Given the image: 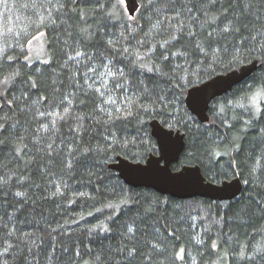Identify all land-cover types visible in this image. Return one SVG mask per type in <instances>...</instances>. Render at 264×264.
<instances>
[{"label": "trees", "instance_id": "1", "mask_svg": "<svg viewBox=\"0 0 264 264\" xmlns=\"http://www.w3.org/2000/svg\"><path fill=\"white\" fill-rule=\"evenodd\" d=\"M138 1L130 16L122 0H0V264H264V70L216 97L207 122L184 103L264 61V0ZM39 33L44 61L28 53ZM152 119L185 134L174 170L239 177L241 193L126 185L108 164L157 153Z\"/></svg>", "mask_w": 264, "mask_h": 264}, {"label": "water", "instance_id": "2", "mask_svg": "<svg viewBox=\"0 0 264 264\" xmlns=\"http://www.w3.org/2000/svg\"><path fill=\"white\" fill-rule=\"evenodd\" d=\"M123 3L130 16L139 8L138 0H123ZM260 67L264 70V61L259 63L253 60L191 86L184 98L186 108L199 122H207L210 103L216 97L231 91ZM149 126L150 134L156 142V154L150 153L143 162L117 156L108 164L126 185L151 188L177 199L202 197L223 201L232 200L241 193L243 183L239 177L215 183L206 180L199 165H182L178 169H172L184 150L185 134L180 130L164 127L157 119H152Z\"/></svg>", "mask_w": 264, "mask_h": 264}, {"label": "rangeland", "instance_id": "3", "mask_svg": "<svg viewBox=\"0 0 264 264\" xmlns=\"http://www.w3.org/2000/svg\"><path fill=\"white\" fill-rule=\"evenodd\" d=\"M123 2V0H122ZM124 5V3H123ZM44 36L42 33H39L38 35L34 36L28 43V53L31 57L36 58V59H40L41 61H44L46 59V55L45 57L43 56L44 54ZM43 58V59H41ZM263 99V92L261 90H258L254 93H252L250 100H249V104L250 106L253 108V110L255 111L256 114H258L260 112V106H261V101ZM214 264H227V259L221 258L220 260H218L217 262H215Z\"/></svg>", "mask_w": 264, "mask_h": 264}, {"label": "snow or ice", "instance_id": "4", "mask_svg": "<svg viewBox=\"0 0 264 264\" xmlns=\"http://www.w3.org/2000/svg\"><path fill=\"white\" fill-rule=\"evenodd\" d=\"M224 31H225V32L228 31V27H227V26L224 28ZM173 39H175V37H173ZM77 55H80V53H77ZM240 106L243 107L242 104H241ZM17 195H21V193H17ZM129 230L131 231V229H129Z\"/></svg>", "mask_w": 264, "mask_h": 264}, {"label": "flooded vegetation", "instance_id": "5", "mask_svg": "<svg viewBox=\"0 0 264 264\" xmlns=\"http://www.w3.org/2000/svg\"><path fill=\"white\" fill-rule=\"evenodd\" d=\"M173 165H175V164H173ZM173 165H172V169H173Z\"/></svg>", "mask_w": 264, "mask_h": 264}]
</instances>
